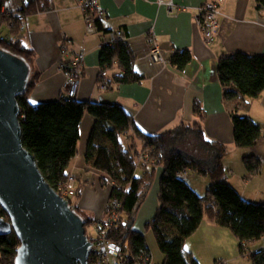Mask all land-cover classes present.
Listing matches in <instances>:
<instances>
[{
	"label": "crops",
	"instance_id": "obj_1",
	"mask_svg": "<svg viewBox=\"0 0 264 264\" xmlns=\"http://www.w3.org/2000/svg\"><path fill=\"white\" fill-rule=\"evenodd\" d=\"M77 1L42 0L43 8L25 16L22 22L17 39L25 49L33 51L30 72L39 74L38 83L29 95L31 105L57 100L64 84L63 74L58 70L59 46L66 37L72 40L74 47L85 50L82 84L76 91V101L120 105L140 132L152 136L196 122L198 117L193 115L192 107L197 102L203 113L201 131L204 138L224 144L227 148L223 158L227 171L224 181L243 200L264 204V92L259 98L251 99L249 107L239 113L261 128L262 136L252 148H239L234 143L229 118L232 103L225 102L223 88L215 73L221 56L238 52L264 56V11L257 9L256 0H222L221 27L212 45L202 41L194 19L197 8L216 0H172L179 8L174 13L157 5V0H97L105 15L97 32L92 35L86 33ZM10 2L16 6L15 15L19 16L18 11L25 1ZM115 30H122L127 35L126 44L135 57L134 70L143 78L139 83L115 84L113 78L122 72L117 62L104 72L99 68L98 56L107 39L106 34ZM149 38L159 48L162 61L151 59ZM182 50L191 54V61L179 71L169 64V60L173 53ZM103 83L106 84L105 90L100 88ZM93 123V118L85 114L80 123L76 157L67 168V173L75 178V206L95 222H107L110 183L101 172L86 166L84 158ZM135 145L137 149L141 148L139 142ZM250 156L262 162L259 174L254 176L246 173L242 162L244 157ZM137 171L140 175L141 171ZM162 171V167L157 168L154 182L135 216L133 230L143 235L145 224L156 213ZM190 172L193 171L185 172V182L200 196V191L205 193L208 189L210 180ZM184 243L185 251L192 254L199 264H239L247 260L240 255L239 241L231 231L206 219ZM257 243H249L247 249L256 252L264 247V241H261V247L253 250Z\"/></svg>",
	"mask_w": 264,
	"mask_h": 264
},
{
	"label": "trees",
	"instance_id": "obj_2",
	"mask_svg": "<svg viewBox=\"0 0 264 264\" xmlns=\"http://www.w3.org/2000/svg\"><path fill=\"white\" fill-rule=\"evenodd\" d=\"M42 0H26L19 12L11 18L1 17V25H11L0 31V49L32 63L33 51L25 49L16 39L22 29L25 16L43 8ZM257 9L264 11V0H256ZM99 27V23H96ZM6 34L3 36V31ZM99 68L109 69L117 62L122 72L114 79L115 84L139 83L143 78L133 67L134 56L126 42L103 43L99 52ZM191 61L187 50L173 53L169 64L182 71ZM218 82L223 88L226 103H230L229 118L233 140L239 148H252L261 138L262 130L250 118L240 116L251 99L264 92V56L247 55L242 52L219 57L216 66ZM38 73L31 74L23 96L17 98L20 108L21 139L36 160L38 170L53 191L66 185L67 168L75 159L79 140L80 123L85 114L90 115L94 125L89 133L84 155L86 166L101 172L110 183L106 206L108 216L114 211L117 219L106 232V239L132 252H149L144 235L133 230L135 216L154 182L156 170L162 167L159 179L158 206L154 217L145 224L144 232L154 237L163 255L161 264H199L184 249V242L195 234L206 219L231 231L239 241L238 251L252 264H264V247L249 251V243L264 241V204L243 200L237 191L224 180L227 176L223 158L227 154L224 144L207 141L201 131L203 118L198 103L193 104V115L198 120L192 125H180L160 135H147L138 130L130 115L120 105L79 102L75 99L51 101L33 106L29 95L37 85ZM101 80V79H100ZM102 82V81H101ZM105 84V83H103ZM108 86V84H107ZM192 136L203 151V157L185 154L179 148L181 142ZM141 148L137 149L135 143ZM205 155V156H204ZM142 158V160H140ZM246 173L259 174L262 162L255 156L242 159ZM137 170L141 171L136 175ZM191 170L208 177L210 185L203 195H197L182 179L181 174ZM67 199L76 214L83 217L85 229L105 222H95L86 217L73 200ZM113 202L117 204L113 208ZM0 217L9 221L0 208ZM86 233V230H85ZM89 241L95 239L88 237ZM19 241L14 233L0 237V264H15ZM88 264H91L89 256Z\"/></svg>",
	"mask_w": 264,
	"mask_h": 264
},
{
	"label": "water",
	"instance_id": "obj_3",
	"mask_svg": "<svg viewBox=\"0 0 264 264\" xmlns=\"http://www.w3.org/2000/svg\"><path fill=\"white\" fill-rule=\"evenodd\" d=\"M30 63L0 49V237L19 241L15 264H88L85 221L53 191L22 145L20 108Z\"/></svg>",
	"mask_w": 264,
	"mask_h": 264
},
{
	"label": "built area",
	"instance_id": "obj_4",
	"mask_svg": "<svg viewBox=\"0 0 264 264\" xmlns=\"http://www.w3.org/2000/svg\"><path fill=\"white\" fill-rule=\"evenodd\" d=\"M26 1V0H24ZM80 13L86 25V33L92 35L97 32L98 26L105 13L100 9L97 0H78ZM222 0L213 2H205L197 8L195 16L196 25L201 32L202 41L206 45H212L215 41L221 27V19L223 17ZM157 5L163 6L168 12L174 13L179 11L178 7L172 0H157ZM17 12L16 6L11 4L10 0H0V16L11 18ZM4 24H0V31L3 29ZM11 25H6L5 28L10 29ZM107 39L105 44L112 45L115 42H126L127 35L122 30H115L106 34ZM17 36H9L8 40L13 42ZM149 55L154 62L162 61L163 57L157 45L152 38L148 39ZM60 61L58 63V70L62 72L64 77V84L57 98L58 101L73 100L77 95V90L82 84L83 77V63L85 50L82 47H74L72 40L64 37L60 43ZM101 90L106 89V84L102 85ZM142 160V158L140 159ZM185 172L181 174L182 179L185 180ZM75 178L69 176L66 185L59 187L58 193L63 199L67 200L75 195L73 192ZM117 204L113 202V208ZM117 219L116 212H112L109 216V221L105 222L104 226H96V235L94 242L91 241L92 246L89 253L91 264H152V256L149 252L138 251L132 252L125 245L122 247L116 243H111L106 239V232ZM89 258V257H88Z\"/></svg>",
	"mask_w": 264,
	"mask_h": 264
},
{
	"label": "rangeland",
	"instance_id": "obj_5",
	"mask_svg": "<svg viewBox=\"0 0 264 264\" xmlns=\"http://www.w3.org/2000/svg\"><path fill=\"white\" fill-rule=\"evenodd\" d=\"M2 33L4 36V34H6V30L4 29V31ZM179 148L183 149L186 153L188 152L194 156L202 157L201 155H202L203 151H201V149H200L201 147H199L198 143L194 141L192 136H189L184 142H182V144L179 146ZM139 173H140L139 171H136L137 175H139ZM190 173L193 175H197L194 172H190ZM199 176L200 175H197V177H199ZM200 178H207V177H200ZM207 180H209V179L207 178ZM203 194H204V192L200 191V195H203ZM96 226H97V224H92V225L88 226L85 229L86 230L85 235L91 239L97 238ZM144 239H145V244H147V247L149 249V253L152 256V264H161L163 261V255L160 254L158 247H157V244H155L154 237H153L152 233H150L149 231H146V233L144 234ZM258 247H261L260 242H258L256 246L255 245L253 246V250L258 249ZM241 261H243V260H241ZM244 262L245 263L248 262V263L252 264L251 262H249L248 259L244 260L243 262H239V264H243Z\"/></svg>",
	"mask_w": 264,
	"mask_h": 264
}]
</instances>
